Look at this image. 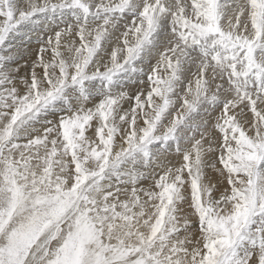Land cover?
Instances as JSON below:
<instances>
[{
  "label": "snow or ice",
  "instance_id": "snow-or-ice-1",
  "mask_svg": "<svg viewBox=\"0 0 264 264\" xmlns=\"http://www.w3.org/2000/svg\"><path fill=\"white\" fill-rule=\"evenodd\" d=\"M0 264H264V0H0Z\"/></svg>",
  "mask_w": 264,
  "mask_h": 264
}]
</instances>
